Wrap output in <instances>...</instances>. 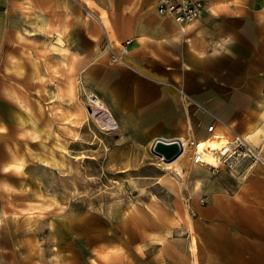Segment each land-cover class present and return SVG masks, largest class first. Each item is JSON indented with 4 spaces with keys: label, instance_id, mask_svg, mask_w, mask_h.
<instances>
[{
    "label": "crops",
    "instance_id": "crops-1",
    "mask_svg": "<svg viewBox=\"0 0 264 264\" xmlns=\"http://www.w3.org/2000/svg\"><path fill=\"white\" fill-rule=\"evenodd\" d=\"M157 1L0 0V222L10 210L2 203L7 189H17L7 173L14 165L7 134L26 128L23 118H29L26 134L38 132L26 104L30 94L18 87L36 85L40 39L55 35L75 41L63 50L78 55L77 70H84L113 123L144 151L156 138L201 142L219 132L228 139V125L263 158L214 171L191 163L204 176L181 197L175 181L162 175L160 184L178 196L184 235L165 237L177 223L166 205L150 202L147 216L131 226L139 238L126 240L125 248L115 244L126 254L115 250L102 258L111 264H264V0H201L205 10L185 27L159 15ZM106 38L131 40L127 67L109 63ZM178 90L211 113L185 102ZM213 115L221 123L210 134Z\"/></svg>",
    "mask_w": 264,
    "mask_h": 264
},
{
    "label": "rangeland",
    "instance_id": "rangeland-1",
    "mask_svg": "<svg viewBox=\"0 0 264 264\" xmlns=\"http://www.w3.org/2000/svg\"><path fill=\"white\" fill-rule=\"evenodd\" d=\"M49 36L40 39L36 85L18 87L30 94L26 104L38 132L26 134L29 118H23L26 128L6 138L14 162L7 173L17 189L2 199L10 210L0 222V264H111L104 260L109 253L126 254L115 244L125 248L126 240L139 238L131 226L147 216L150 202L166 205L177 223L164 236L182 237L176 199L204 173L196 175L187 155L180 162L184 175L162 170L150 148H139L106 108L90 103L97 95L77 70L78 55L62 48L75 41ZM162 175L175 181L177 197L160 184Z\"/></svg>",
    "mask_w": 264,
    "mask_h": 264
},
{
    "label": "built area",
    "instance_id": "built-area-1",
    "mask_svg": "<svg viewBox=\"0 0 264 264\" xmlns=\"http://www.w3.org/2000/svg\"><path fill=\"white\" fill-rule=\"evenodd\" d=\"M206 4L201 0H158L156 3V12L161 16H169L178 25L185 27L192 22L199 19L202 12L205 10ZM104 49L108 53L109 63L112 65H122L127 67L126 57L129 53V46L131 45V40H126L118 46H115L112 41L106 38ZM264 77V72L262 73ZM179 94L184 98L185 102L190 103L197 109L200 108L204 113L209 111L204 107L200 106L195 100L188 97L182 90H178ZM262 94L264 96V86L262 89ZM91 96L90 103L92 105H97L95 99ZM213 120L210 125L207 126L206 131L210 134L213 133V129L217 123H221L220 119L213 115ZM227 131L229 132V138L225 140L220 146L212 148L211 146L200 147L199 141L192 138H186L184 141L178 139L179 145L182 149H187V156L189 161L193 165H204L210 167L211 171L217 169L220 164H225L227 166H234L244 159H249L253 162H262L263 158L257 147L252 145L248 139L242 134L236 132L232 127L226 125ZM174 139V138H173ZM172 140V139H165ZM181 153V154H182ZM212 155L217 161L218 165H210L205 160L207 155ZM160 166L164 165L163 157H157ZM203 202V199L201 200Z\"/></svg>",
    "mask_w": 264,
    "mask_h": 264
},
{
    "label": "bare ground",
    "instance_id": "bare-ground-1",
    "mask_svg": "<svg viewBox=\"0 0 264 264\" xmlns=\"http://www.w3.org/2000/svg\"><path fill=\"white\" fill-rule=\"evenodd\" d=\"M105 25L108 27V23L107 22H105ZM108 33H109V37L114 41V34H113V32L110 31ZM113 41H112V43L115 46H118V44L117 43H114ZM92 99H95L96 100L97 106L100 107V109L101 108L102 109L105 108L104 105H103V103H102V101H100L97 97H93ZM180 139H182V138H180ZM182 140L184 141V139H182ZM225 140H227V137L224 134L219 133V132H215L212 135V137H210V138H208V139H206L204 141H201V143H200L199 146L200 147L211 146L212 148H215V147L220 146V144L223 143ZM186 152H187V149L185 148L184 149V152L179 157H177L175 160H173L171 162H164V166H160L161 169L162 170H165L170 175H174L173 176L174 178L180 177V176L184 175V169L182 168L180 162L181 161H184L186 159V155H187ZM205 160L210 165H214V166H217L218 165L217 161L210 154L205 157ZM169 178H170V176H169Z\"/></svg>",
    "mask_w": 264,
    "mask_h": 264
},
{
    "label": "water",
    "instance_id": "water-1",
    "mask_svg": "<svg viewBox=\"0 0 264 264\" xmlns=\"http://www.w3.org/2000/svg\"><path fill=\"white\" fill-rule=\"evenodd\" d=\"M150 152L157 157H163L166 162H171L179 157L182 149L177 139L165 140L156 138L150 145Z\"/></svg>",
    "mask_w": 264,
    "mask_h": 264
}]
</instances>
